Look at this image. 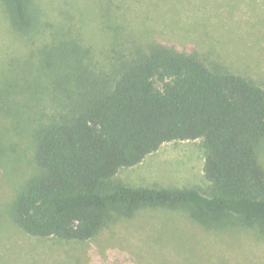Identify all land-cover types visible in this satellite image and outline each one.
<instances>
[{"label": "rangeland", "instance_id": "1", "mask_svg": "<svg viewBox=\"0 0 264 264\" xmlns=\"http://www.w3.org/2000/svg\"><path fill=\"white\" fill-rule=\"evenodd\" d=\"M20 31L0 2V264H264V240L227 219L208 228L181 208L145 207L79 242L25 233L12 203L38 172L35 136L77 93L102 86L120 62L166 45L264 87V0H33ZM89 77L84 87L79 77ZM201 139L165 142L114 176L132 186L203 192ZM264 166V138L257 145Z\"/></svg>", "mask_w": 264, "mask_h": 264}, {"label": "trees", "instance_id": "2", "mask_svg": "<svg viewBox=\"0 0 264 264\" xmlns=\"http://www.w3.org/2000/svg\"><path fill=\"white\" fill-rule=\"evenodd\" d=\"M33 0H0L11 25L35 24ZM102 86L77 93L65 114L39 126L30 177L12 203L27 234L87 241L145 207L184 209L205 226L234 219L264 240V87L196 52L136 51ZM89 77L80 76L84 87ZM201 139L206 192L132 186L114 176L165 142Z\"/></svg>", "mask_w": 264, "mask_h": 264}]
</instances>
